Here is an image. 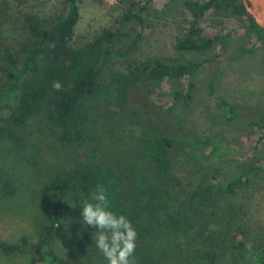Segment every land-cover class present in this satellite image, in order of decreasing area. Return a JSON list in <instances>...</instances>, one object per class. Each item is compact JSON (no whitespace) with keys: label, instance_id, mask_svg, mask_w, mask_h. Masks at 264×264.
Here are the masks:
<instances>
[{"label":"trees","instance_id":"trees-1","mask_svg":"<svg viewBox=\"0 0 264 264\" xmlns=\"http://www.w3.org/2000/svg\"><path fill=\"white\" fill-rule=\"evenodd\" d=\"M9 1L3 0L0 6L20 15L12 19L7 10L0 13V114L7 112L10 130L41 117L60 142L81 146L103 139L96 125L100 117L103 120L114 107L125 110L140 83L148 93L161 97L168 93L161 87L165 80L187 77L186 85L167 94L172 100L167 108L170 113L178 105L188 110L195 99L194 78L200 63L160 57L132 59L143 31L118 46L120 30L106 27L77 46L72 41L81 18V0H59L54 13H46L49 0H20L14 9ZM179 1L191 14L187 32L176 43L179 52H204L217 43L226 47L232 32L206 35L201 26V20L211 13L237 18L247 35L264 42V28L242 0ZM122 2L123 21L143 26L152 0ZM7 23L19 34H10ZM249 50L243 46L239 55ZM117 65L125 70L116 69ZM54 81L61 83V91L52 87ZM218 106L228 121L238 118L237 105L221 100ZM247 125L263 129L264 114L248 120ZM189 128L175 132L151 120L135 141H124L121 150L111 152L113 159H103L93 150L86 160L57 168L44 186L47 219L38 240L31 241L26 235L16 242L0 240V253L30 255V264H72L56 251L54 242L63 226L75 223L73 238L67 233L69 240L82 239L91 248L86 256L90 264H108L93 241L97 230L83 224L81 216L83 200L91 201L93 193L103 188L111 210L126 215L137 231L136 264H264V234L255 240L241 228L229 230L235 209L227 200L247 186L251 173L261 167L245 164L233 176L219 180L200 170L196 172L200 182L188 189L175 172L177 150L198 151L204 159L233 152L217 136H201Z\"/></svg>","mask_w":264,"mask_h":264},{"label":"rangeland","instance_id":"rangeland-1","mask_svg":"<svg viewBox=\"0 0 264 264\" xmlns=\"http://www.w3.org/2000/svg\"><path fill=\"white\" fill-rule=\"evenodd\" d=\"M19 1L10 0L9 3L14 9ZM46 5L49 6L46 13L57 12L59 0H49ZM0 8V13L7 10ZM80 8L81 18L72 41L74 45H84L104 28L114 27L121 32L118 43L121 46L141 30L143 39L132 59L160 57L200 63L194 78L195 99L188 110L178 105L170 113L167 108L172 105V100L168 95L178 86L186 85L187 77L180 81L165 80L161 87L168 95L161 97L148 93L146 85L140 83L132 91L125 110L114 107V112L103 116V120L100 117L96 125L98 132L104 133L103 139L81 146L60 142L55 130L41 117L33 118L21 129L10 130L6 123L7 112H2L0 240L16 242L26 235L31 241H37L47 219L44 186L53 171L86 160L93 150H97L103 159H113L111 152L121 150L124 141H135L151 120L175 132H184L190 127L191 132L198 135L217 136L233 150L230 156L216 155L210 159H204L198 151L177 150L178 169L175 172L185 180L188 189L200 182V179L196 181V172L200 170L219 180L233 176L245 164L261 167L258 172L251 173L247 186L227 199L235 209L234 224L229 230L241 228L249 237L260 240L264 234V128L252 129L247 121L264 114V42L247 35L237 18L211 13L201 20V26L206 35L214 36L222 30L232 32L226 47L217 43L204 52H179L177 40L187 32L191 20V14L179 0H152L144 14L143 26L137 21H123L125 4L122 0H81ZM8 12L12 19L20 16L14 11ZM6 27L10 34H19L14 25L7 23ZM6 27L4 24L3 29ZM243 46L250 50L239 55ZM116 69L125 70V67L117 65ZM221 100L238 106L236 120L228 121L222 116L218 106ZM222 223H225L224 217ZM73 228L75 223L63 226L54 242L55 249L72 264H90L86 256L91 248L82 239L69 240L74 236ZM11 261L30 264V255L5 256L0 253V264H10Z\"/></svg>","mask_w":264,"mask_h":264},{"label":"clouds","instance_id":"clouds-1","mask_svg":"<svg viewBox=\"0 0 264 264\" xmlns=\"http://www.w3.org/2000/svg\"><path fill=\"white\" fill-rule=\"evenodd\" d=\"M52 87L62 90L59 81H54ZM81 208L82 223L97 230L93 241L108 264H136L137 231L126 215L111 210L105 190L93 193L91 201L83 200Z\"/></svg>","mask_w":264,"mask_h":264},{"label":"water","instance_id":"water-1","mask_svg":"<svg viewBox=\"0 0 264 264\" xmlns=\"http://www.w3.org/2000/svg\"><path fill=\"white\" fill-rule=\"evenodd\" d=\"M247 12L264 28V0H242Z\"/></svg>","mask_w":264,"mask_h":264}]
</instances>
